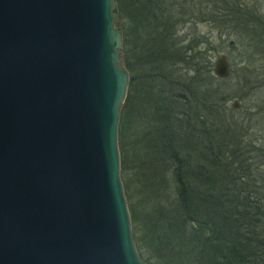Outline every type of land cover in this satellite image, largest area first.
Returning a JSON list of instances; mask_svg holds the SVG:
<instances>
[{
    "label": "water",
    "instance_id": "water-1",
    "mask_svg": "<svg viewBox=\"0 0 264 264\" xmlns=\"http://www.w3.org/2000/svg\"><path fill=\"white\" fill-rule=\"evenodd\" d=\"M117 17L115 0H0V264H148L121 178Z\"/></svg>",
    "mask_w": 264,
    "mask_h": 264
},
{
    "label": "trees",
    "instance_id": "trees-1",
    "mask_svg": "<svg viewBox=\"0 0 264 264\" xmlns=\"http://www.w3.org/2000/svg\"><path fill=\"white\" fill-rule=\"evenodd\" d=\"M115 1L130 74L121 178L139 256L148 264H264L258 155L231 135L242 124L229 116L224 79L213 72L214 47L187 29L211 21L251 36L264 15L248 0Z\"/></svg>",
    "mask_w": 264,
    "mask_h": 264
},
{
    "label": "rangeland",
    "instance_id": "rangeland-1",
    "mask_svg": "<svg viewBox=\"0 0 264 264\" xmlns=\"http://www.w3.org/2000/svg\"><path fill=\"white\" fill-rule=\"evenodd\" d=\"M248 2L257 5L258 15H264V0ZM210 22L189 24L188 33L198 32L209 41L210 48L214 47L209 52L214 64L213 70L217 59L222 54L227 55L230 76L224 79L226 81L219 82V87L227 95L225 100L227 108L232 109L229 110V116L237 118L242 124L238 125L237 132L232 131L231 135L239 138L237 143L244 144L252 159L254 155L256 157L258 155L260 166L257 169L254 166L252 169L254 173L264 175V37H259L260 33L264 34V27L260 29L262 32L257 30L258 32L249 36L243 33L224 32ZM236 100L241 105L238 109L233 108Z\"/></svg>",
    "mask_w": 264,
    "mask_h": 264
}]
</instances>
